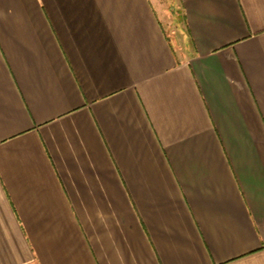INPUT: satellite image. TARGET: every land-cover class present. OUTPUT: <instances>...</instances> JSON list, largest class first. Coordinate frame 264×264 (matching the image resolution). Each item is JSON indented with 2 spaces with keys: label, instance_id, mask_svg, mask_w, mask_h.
<instances>
[{
  "label": "crops",
  "instance_id": "crops-1",
  "mask_svg": "<svg viewBox=\"0 0 264 264\" xmlns=\"http://www.w3.org/2000/svg\"><path fill=\"white\" fill-rule=\"evenodd\" d=\"M171 1L0 0V264H264V0Z\"/></svg>",
  "mask_w": 264,
  "mask_h": 264
},
{
  "label": "rangeland",
  "instance_id": "rangeland-1",
  "mask_svg": "<svg viewBox=\"0 0 264 264\" xmlns=\"http://www.w3.org/2000/svg\"><path fill=\"white\" fill-rule=\"evenodd\" d=\"M161 1V3L163 4V5H167L168 7H169V3L171 2L172 3V1L171 0H160ZM166 6V7H167ZM168 12H170L169 10H168ZM169 14V13H168ZM173 14V13H172Z\"/></svg>",
  "mask_w": 264,
  "mask_h": 264
}]
</instances>
